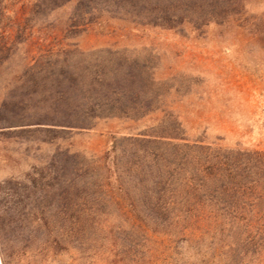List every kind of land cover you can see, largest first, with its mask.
<instances>
[{
    "label": "rangeland",
    "instance_id": "1",
    "mask_svg": "<svg viewBox=\"0 0 264 264\" xmlns=\"http://www.w3.org/2000/svg\"><path fill=\"white\" fill-rule=\"evenodd\" d=\"M220 4L226 12L215 21L171 29L137 25L121 8L100 1L88 24L84 7L75 13L73 3L51 16L56 26L73 16L72 66L93 74L114 69L116 80L110 88L100 86L99 94L110 89L118 107L140 112L57 130L40 150L23 136L0 135V159L8 161L0 164V181L20 177L57 151L87 165L86 254L74 264H262L260 249L246 244L248 235L220 234L206 222L195 225L194 235L171 228L177 211L164 210L163 199L149 192V173L160 168L161 159L120 154L110 172L103 163L113 141L118 150H128L124 137L153 132L175 131L190 144L264 152V0ZM134 163L140 172L129 169Z\"/></svg>",
    "mask_w": 264,
    "mask_h": 264
},
{
    "label": "trees",
    "instance_id": "2",
    "mask_svg": "<svg viewBox=\"0 0 264 264\" xmlns=\"http://www.w3.org/2000/svg\"><path fill=\"white\" fill-rule=\"evenodd\" d=\"M97 1L121 8L137 25L167 29L205 25L226 12L220 0L216 6L213 0H0V135L23 136L40 150L57 130L88 128L94 118L140 114L118 107L110 89L108 95L99 94L100 86L110 88L116 80L114 69L93 74L72 66L73 16L58 26L51 18L73 3L75 13L84 7L88 24ZM122 141L128 150H118L113 141L104 152L106 171H116L120 154L161 159L160 168L149 173V192L163 199L164 210L177 211L171 228L194 235L195 225L206 222L220 234L248 235L246 244L260 249L264 264L263 151L190 144L175 131ZM77 157L57 151L30 164L20 177L0 181V264L85 260L87 181L82 171L87 165L77 163ZM129 169L142 168L134 163Z\"/></svg>",
    "mask_w": 264,
    "mask_h": 264
}]
</instances>
